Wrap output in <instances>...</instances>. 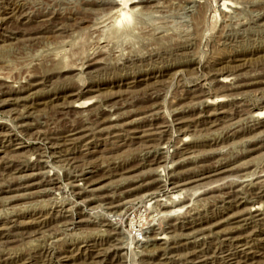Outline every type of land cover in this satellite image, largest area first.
<instances>
[{
  "label": "rangeland",
  "instance_id": "obj_1",
  "mask_svg": "<svg viewBox=\"0 0 264 264\" xmlns=\"http://www.w3.org/2000/svg\"><path fill=\"white\" fill-rule=\"evenodd\" d=\"M0 264H264V0H0Z\"/></svg>",
  "mask_w": 264,
  "mask_h": 264
},
{
  "label": "built area",
  "instance_id": "obj_2",
  "mask_svg": "<svg viewBox=\"0 0 264 264\" xmlns=\"http://www.w3.org/2000/svg\"><path fill=\"white\" fill-rule=\"evenodd\" d=\"M136 236H139V240H141L142 238H140V233H139V235H138V233L136 234Z\"/></svg>",
  "mask_w": 264,
  "mask_h": 264
},
{
  "label": "bare ground",
  "instance_id": "obj_3",
  "mask_svg": "<svg viewBox=\"0 0 264 264\" xmlns=\"http://www.w3.org/2000/svg\"><path fill=\"white\" fill-rule=\"evenodd\" d=\"M69 69V68H68Z\"/></svg>",
  "mask_w": 264,
  "mask_h": 264
}]
</instances>
